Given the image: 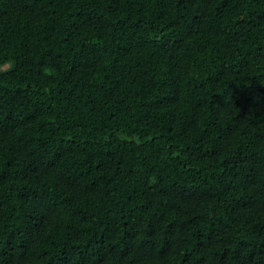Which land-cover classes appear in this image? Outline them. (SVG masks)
Here are the masks:
<instances>
[{"label": "trees", "instance_id": "1", "mask_svg": "<svg viewBox=\"0 0 264 264\" xmlns=\"http://www.w3.org/2000/svg\"><path fill=\"white\" fill-rule=\"evenodd\" d=\"M0 264H264V0H0Z\"/></svg>", "mask_w": 264, "mask_h": 264}]
</instances>
